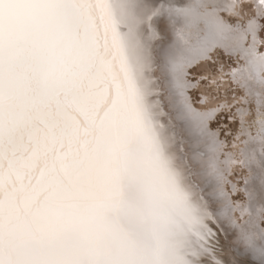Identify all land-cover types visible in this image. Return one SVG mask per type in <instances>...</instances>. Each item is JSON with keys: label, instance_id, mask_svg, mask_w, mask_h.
I'll return each instance as SVG.
<instances>
[{"label": "snow or ice", "instance_id": "6c2138e0", "mask_svg": "<svg viewBox=\"0 0 264 264\" xmlns=\"http://www.w3.org/2000/svg\"><path fill=\"white\" fill-rule=\"evenodd\" d=\"M262 21L264 0H0V264H197L218 233L233 264H264V156L241 206L218 109L193 100L221 49L264 89Z\"/></svg>", "mask_w": 264, "mask_h": 264}, {"label": "bare ground", "instance_id": "6f19581e", "mask_svg": "<svg viewBox=\"0 0 264 264\" xmlns=\"http://www.w3.org/2000/svg\"><path fill=\"white\" fill-rule=\"evenodd\" d=\"M196 2V0H193ZM214 2H224V0H214ZM231 2V0H227ZM258 3V0H241L242 4ZM252 11L245 9L248 13L244 17L243 23H247L248 16ZM229 16V13H223ZM183 36H190V40L182 38L181 33L177 32L174 39L179 41L181 46L187 47L195 40V33L184 31ZM247 45L252 44V39L249 36L246 42ZM256 55H264V38L257 34V39L254 45ZM193 79L199 81L196 89H193V100L196 101V106L203 108L211 106L218 109L215 116L216 119L211 122L213 131L217 133L219 140L222 142V147L215 154L216 164L225 175L224 189L231 199L236 200L241 206H248L249 202L244 198L243 189L245 187L259 189L258 173L259 170L255 164L249 165V158L253 155L260 157L264 156V139L258 136L260 129V93L264 92L254 80H249L248 83L252 86L254 95L249 96L247 89L243 86L240 80H234L233 76L237 75L243 68L247 72V65L243 59H237L235 55L231 57L224 53L221 49L220 55L213 54L212 59L201 61L194 66ZM203 101V103H200ZM248 113V114H242ZM255 120V124L252 122ZM248 129L251 135H246L242 130ZM211 155V153H210ZM247 181V184L245 183ZM235 185V190L233 189ZM249 212H245L243 219L250 218ZM255 212H259V203H255ZM239 218V211L235 212ZM238 222H243L238 219ZM264 227V220L260 221ZM219 235V243L216 251H209L197 260L204 259L202 264H216V261H223L225 264H230V258L226 252L219 246L223 242L222 235Z\"/></svg>", "mask_w": 264, "mask_h": 264}, {"label": "rangeland", "instance_id": "374dc122", "mask_svg": "<svg viewBox=\"0 0 264 264\" xmlns=\"http://www.w3.org/2000/svg\"><path fill=\"white\" fill-rule=\"evenodd\" d=\"M262 23H264V21H262ZM259 33H260V37L263 36V38H264V28H261L259 30ZM218 237H219V235H218ZM222 240H223V242L221 243V245L219 244V246L226 252L228 257L230 258V260H229L230 264H233V261L235 260V257L233 255V253L231 252V250L229 249V247L225 244L224 238H222ZM203 262H204V259L200 260V264H202Z\"/></svg>", "mask_w": 264, "mask_h": 264}]
</instances>
